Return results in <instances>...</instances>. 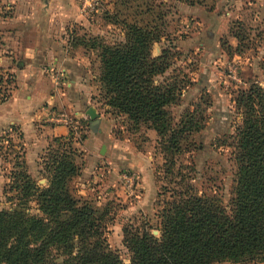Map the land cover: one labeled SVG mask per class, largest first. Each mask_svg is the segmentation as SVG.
<instances>
[{"label":"rangeland","instance_id":"1","mask_svg":"<svg viewBox=\"0 0 264 264\" xmlns=\"http://www.w3.org/2000/svg\"><path fill=\"white\" fill-rule=\"evenodd\" d=\"M74 1L80 19L69 24L63 38L88 55L98 73L101 46L122 43L126 25L156 26L161 31L163 37L153 45L152 55L167 50L170 68L166 76H184L188 82L179 103L172 108L174 121L185 110L197 107L204 110L206 118L204 128L189 138L195 147L178 156L177 169L194 192L214 194L227 207L236 172L227 145L235 125L240 123L233 100L252 83L264 87V0H94L91 12L85 7V0ZM21 2L0 0V58L14 64L23 60L24 47L39 36V32L31 30H4L6 22L15 16L11 14L14 10L3 8H14ZM5 33L19 39L16 56L13 41L8 44L3 39ZM0 70L13 78L10 71ZM93 81L97 95L92 102L94 108H90L95 109L99 121L93 127L95 130L87 114L82 118L70 116L76 125L57 117L47 123L33 121L37 125L29 127L26 137L19 126L3 125L0 120V211L17 209L22 203L9 191L14 152H23L25 171L37 186L45 187L49 149L61 150L70 143L79 171L67 180L66 188L75 200L105 214L106 242L124 264H129L122 229L137 227L142 222L156 226L159 205L168 198L163 188H175L171 182L178 181H171L163 172L164 160L156 134L146 129L135 130L124 117L112 114L104 105L99 81ZM13 89V84H0V93L9 94ZM46 125L58 128L57 134L43 135L41 131ZM99 128L105 132L101 141L96 140L99 147L92 153L81 151L77 144L84 147L89 134L96 136ZM36 134L43 139L48 136L49 140L37 156L31 150ZM102 146L105 149L100 153ZM84 168L91 169L89 180L80 178ZM25 208L29 214L38 215L33 200ZM153 235L158 236L155 229Z\"/></svg>","mask_w":264,"mask_h":264},{"label":"trees","instance_id":"2","mask_svg":"<svg viewBox=\"0 0 264 264\" xmlns=\"http://www.w3.org/2000/svg\"><path fill=\"white\" fill-rule=\"evenodd\" d=\"M163 34L156 27L126 25L124 40L101 46L99 77L104 105L135 129L156 134L163 172L178 182L156 214V226L142 222L122 229L129 264H245L264 261V87L252 83L239 91L234 108L240 116L231 143L236 168L229 205L206 192L197 193L177 169V158L191 147L189 139L205 126L204 110H185L177 122L172 108L188 82L167 75L170 55L153 56ZM6 76V78H4ZM2 74L0 84H13ZM11 93H0V103ZM20 139V136H19ZM52 150L45 187L25 171L23 152H14L10 192L19 208L0 211V264H124L104 237L105 214L75 200L66 182L78 175L66 144ZM33 200L38 215L27 212ZM153 229L158 236L153 235Z\"/></svg>","mask_w":264,"mask_h":264},{"label":"crops","instance_id":"3","mask_svg":"<svg viewBox=\"0 0 264 264\" xmlns=\"http://www.w3.org/2000/svg\"><path fill=\"white\" fill-rule=\"evenodd\" d=\"M22 1L14 8H3L14 10L11 14L15 16L6 22L4 30H31L39 32V36L24 47L21 52L23 60L20 62L14 64L12 60L0 58V69L13 74L14 86L7 101L0 103V120L3 125L19 126L26 137L29 127L37 125L33 121L44 120L47 123L57 120L60 111L69 112L70 116L77 118L87 116V110L94 108L92 102H95L93 98L97 91L93 80H98L99 73L98 68L94 70L91 66L88 55L72 47L68 39L63 38L69 24L80 19L74 0ZM5 36L3 39L8 44L13 41L16 56L19 39L10 38L9 33H5ZM60 73L63 74L61 79L58 77ZM90 125L92 128L96 126ZM57 131L58 128L46 125L41 132L43 135H52L57 134ZM96 132V136L94 133L89 134L84 147L78 144L77 147L84 152L95 151L99 147L96 146V140L101 141L102 136H105L101 128ZM36 135L31 150L37 156L49 140L48 136L43 139L42 135ZM28 154L27 151L26 160ZM91 175V169L84 168L80 178L89 180Z\"/></svg>","mask_w":264,"mask_h":264},{"label":"built area","instance_id":"4","mask_svg":"<svg viewBox=\"0 0 264 264\" xmlns=\"http://www.w3.org/2000/svg\"><path fill=\"white\" fill-rule=\"evenodd\" d=\"M93 1L94 0H85V7H87L89 12H91V10L93 9V3H92ZM58 77L61 79L63 77V74L60 73ZM57 118L59 120L61 119L62 121H65V122L75 124V122H73V120L70 119V115H68L67 113H64V112L58 113Z\"/></svg>","mask_w":264,"mask_h":264},{"label":"water","instance_id":"5","mask_svg":"<svg viewBox=\"0 0 264 264\" xmlns=\"http://www.w3.org/2000/svg\"><path fill=\"white\" fill-rule=\"evenodd\" d=\"M87 115H88L89 118L92 120V124H93V126L98 124L99 121L97 120V114H96V112H95V109H93V108H89V109L87 110ZM104 149H105L104 146H102V148H101V150H100V153H103Z\"/></svg>","mask_w":264,"mask_h":264}]
</instances>
